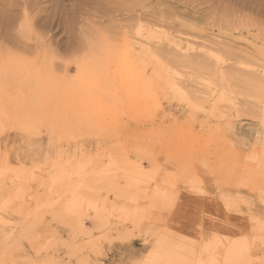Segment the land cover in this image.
<instances>
[{"label":"rangeland","instance_id":"374dc122","mask_svg":"<svg viewBox=\"0 0 264 264\" xmlns=\"http://www.w3.org/2000/svg\"><path fill=\"white\" fill-rule=\"evenodd\" d=\"M0 264H264V0H0Z\"/></svg>","mask_w":264,"mask_h":264},{"label":"bare ground","instance_id":"6f19581e","mask_svg":"<svg viewBox=\"0 0 264 264\" xmlns=\"http://www.w3.org/2000/svg\"><path fill=\"white\" fill-rule=\"evenodd\" d=\"M2 2H3V0H2ZM24 2H27V1H24ZM24 2H23V5L25 4ZM26 4H27V3H26ZM8 5H10V4H8ZM6 7H7V6H5V8H6ZM6 9H7V11H11V10H12V12H13V8H12V6H11V9H10V8H6ZM6 9H5V10H6ZM24 14H25V13H24ZM23 18H24V20H26L27 17L24 16ZM138 25H139V24H138ZM136 32H137V31H136ZM261 223H262V222H261ZM261 227H262V226H261Z\"/></svg>","mask_w":264,"mask_h":264}]
</instances>
